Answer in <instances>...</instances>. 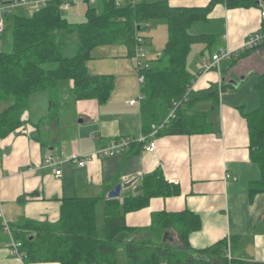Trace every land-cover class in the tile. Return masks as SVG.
Returning <instances> with one entry per match:
<instances>
[{
    "label": "crops",
    "instance_id": "crops-1",
    "mask_svg": "<svg viewBox=\"0 0 264 264\" xmlns=\"http://www.w3.org/2000/svg\"><path fill=\"white\" fill-rule=\"evenodd\" d=\"M12 1L0 0V5ZM123 1L118 0V4ZM209 1L167 0L174 7H204ZM19 7L27 8L20 5L14 11L19 13ZM261 9H264V0H256L254 5L247 7H230L224 1L216 3L207 20L197 21L216 20L215 26L204 27L205 32L196 33L214 36L210 46L203 43L198 60L205 57L203 51L209 52L210 60L220 49H237L250 33L264 30ZM158 26H164L167 33L163 21L152 22L144 33V45L151 30L153 33ZM242 52L246 54L239 57ZM242 52L236 51L232 57L221 59L218 68L199 73L192 83L194 91L207 89L212 84L224 86L219 93L218 106L208 115L210 132L161 135L154 130L137 153H134L137 149L134 146L121 154L93 159L78 166L67 160L74 152L84 156L113 139H137L142 135L139 104L129 103L140 87L135 82L127 48L123 44L94 47L87 60L92 64L86 62L88 71L116 78L123 71L125 78L114 79V89L107 103L99 104L93 99L73 100V109L66 115L69 106L66 103L55 120L48 118L47 96L42 97L44 105L40 106L38 98L34 97L37 94L30 97L24 123L0 138V207L5 217L14 225L27 220L54 223L59 218L63 198L101 197L96 206L97 226L101 227L103 208L108 200L115 199L108 198L107 192L116 183L126 185L116 198L122 203L125 197L142 194L143 177L160 171L164 180L178 192L153 196L145 206L126 212L127 226L145 229L155 213L189 210L201 221L200 228L188 235L192 248H206L227 239L228 257L264 262V195L250 196L248 193L249 182L260 178V170L249 158L244 116L259 105L256 85L264 73V43ZM251 78L252 83L246 85ZM62 95L70 101L68 94L63 92ZM210 107L209 101H199L194 109L208 111ZM73 114L80 116L78 123H86L88 129L79 131L74 127ZM150 140L156 144L152 152L145 149ZM46 155L60 162L59 176L55 175L56 166L44 163ZM7 242V235L0 228V264H59L25 263L10 251ZM118 253L125 257L122 248ZM123 262L125 264V260ZM118 264H121L120 259Z\"/></svg>",
    "mask_w": 264,
    "mask_h": 264
},
{
    "label": "trees",
    "instance_id": "trees-1",
    "mask_svg": "<svg viewBox=\"0 0 264 264\" xmlns=\"http://www.w3.org/2000/svg\"><path fill=\"white\" fill-rule=\"evenodd\" d=\"M85 20L69 22L60 13L62 0H50L29 15L11 11L2 14L0 32V138L8 136L24 123V113L34 94L48 93V118L55 120L66 104L64 88L74 100L93 99L106 103L114 89L111 74H91L86 66L96 46L123 44L128 56L144 45V33L150 24L163 21L167 39L163 52L150 60L138 74L144 76L140 86V129L145 138L155 134H197L212 130L208 115L219 103L224 86L191 89L195 75L187 68V56L194 43L210 46L214 36L191 34L190 26L205 21L213 6L226 2L230 7H247L256 0H210L204 7H174L167 0H85ZM76 42L75 53L67 55L65 45ZM142 38V43L138 41ZM10 42L9 50L3 45ZM246 52L238 56H244ZM62 82H68L63 86ZM259 105L244 114L249 158L257 164L260 178L249 182L248 193L264 195V73L257 83ZM199 101H209L208 111H197ZM173 110V115L169 116ZM143 142H132L137 153ZM139 148V149H138ZM143 191L137 197L110 199L103 208V223L97 226L96 206L101 197L63 198L59 218L54 223L27 220L11 224L14 238L21 243L19 252L25 263L57 262L59 264H118V250L124 251L125 264H264L228 257L227 239L194 249L188 235L201 226L197 214L189 210L152 215L145 229L125 224L124 214L143 207L153 196L178 192L168 184L160 171L146 175ZM1 228V223H0ZM176 234L177 244L162 243L164 231Z\"/></svg>",
    "mask_w": 264,
    "mask_h": 264
},
{
    "label": "built area",
    "instance_id": "built-area-1",
    "mask_svg": "<svg viewBox=\"0 0 264 264\" xmlns=\"http://www.w3.org/2000/svg\"><path fill=\"white\" fill-rule=\"evenodd\" d=\"M50 0H13L12 2L4 5H0V32L3 29V20L2 14L14 11V9L20 5H25L31 11L37 10L39 8L44 7ZM71 0H62L61 8L67 9L70 6ZM89 2L94 3V0H89ZM118 3V0H116ZM261 19L264 21V9L260 11ZM138 41L142 43V38H138ZM264 43V30H258L254 33H250L244 43L237 49L230 50V49H220L216 53L211 55L210 62L208 65H199V73L202 74L206 71H209L213 68L219 67V61L223 58H230L232 57L236 51L242 52L246 49H253L260 44ZM144 46V45H143ZM139 45L135 51L136 57V68L142 69L144 67H148V62L142 61L141 58L144 56L143 47ZM144 76L140 73L137 75V83L139 87L143 84ZM141 99V95L138 94L137 98L131 99L129 101L130 104H139ZM173 115V110L170 112L169 116ZM97 139L96 137H94ZM146 138L143 135H140L137 139H133L131 137H119L116 139L111 140L108 144L101 146L96 151L80 156L77 153H72L69 158L67 159L70 162L76 163L78 166H84L88 161L93 159H101L105 156L121 154L124 151L130 149L132 142H144ZM156 144L153 140H150L148 144L145 146V149L152 152L155 150ZM44 163L47 165H53L57 168L55 169V175L59 176L61 171L59 169L60 162L54 160L50 155H46L44 157ZM0 223H1V230L7 235L8 242L7 246L9 247L10 251L19 258H22V254L19 252L21 247V243L17 241L13 233L11 231V221L5 217L3 214L1 207H0Z\"/></svg>",
    "mask_w": 264,
    "mask_h": 264
},
{
    "label": "rangeland",
    "instance_id": "rangeland-1",
    "mask_svg": "<svg viewBox=\"0 0 264 264\" xmlns=\"http://www.w3.org/2000/svg\"><path fill=\"white\" fill-rule=\"evenodd\" d=\"M88 3L90 5L92 4L91 2H88ZM87 5L88 4L86 3L85 0H71L70 6L67 9L60 8V13L63 17L68 19L70 22L79 23V22H82L85 20V10L87 8ZM17 9L19 10V13H21V14L29 15L32 12L31 10H29L27 8L26 9H20V7H19ZM215 21L210 20V22H208V23L197 22L189 31L192 34L200 33L205 29H209L211 27L210 25H212V27L215 26L216 25ZM204 27H205V29H204ZM203 32H205V31H203ZM166 39H167L166 28L164 26H163V28L160 26L154 27L153 33L151 30V32L148 35L147 44L143 46L144 47L143 48L144 56L141 58V60L148 62V64H150V60L155 59L158 55H160L163 52V48H164ZM75 45H76L75 40L73 38L70 39V41L67 42L65 45L66 46L65 47V53L67 55L74 54L75 53V51H74ZM202 45H203V43H194L191 46L190 52L187 56V63H186L187 68L190 72H192V74H195V76H198V74H199V68H198L199 65H208L210 62L209 57H208V53H209L208 51H203L205 54V57L202 60H198V58H200L201 50L203 49ZM9 48H10V42H7L6 44L3 45L4 50H9ZM128 57L130 58V60L132 62L135 82H136L137 86L139 87V85L137 83L138 72H137V68H136V57H135V55L128 56ZM90 61H92V60H90ZM87 63H90V62H87ZM90 64H92V63H90ZM113 77H114V79L116 78L114 75H113ZM124 78H125L124 72L122 71V74L119 73L117 75L116 79L117 80L118 79L123 80ZM251 83H252V78L247 82L246 85H249ZM67 84H68V82H62L63 86H65ZM66 88H64V95L67 94V92H68ZM138 92H139V88L137 89L136 94L134 95V98L138 97ZM46 96L49 97V94L48 93H40V94H37L34 96V97L38 98L37 100L39 101V104H38L39 106L41 104H43V103H41V102H43L42 97H46ZM71 99L69 102H68V100H66V103L69 104V106L65 112L66 115L70 109H73L72 103H73L74 99L73 98H71ZM73 111L74 110H72L71 112L73 113ZM74 116L72 117V120H71V123L73 124L74 127L79 128V131H82L84 129H88L89 126L86 123H78V121L81 118L80 116H76V115H74ZM120 255L121 254L118 253V261L120 259L121 264H124L123 261L125 259L123 256L121 257Z\"/></svg>",
    "mask_w": 264,
    "mask_h": 264
},
{
    "label": "water",
    "instance_id": "water-1",
    "mask_svg": "<svg viewBox=\"0 0 264 264\" xmlns=\"http://www.w3.org/2000/svg\"><path fill=\"white\" fill-rule=\"evenodd\" d=\"M126 185L123 183H116L112 189H110L107 192V197L108 198H117L120 194L121 188L125 187ZM162 243L167 244V245H176L177 240L174 238V234L172 231L166 230L164 231L161 239Z\"/></svg>",
    "mask_w": 264,
    "mask_h": 264
}]
</instances>
